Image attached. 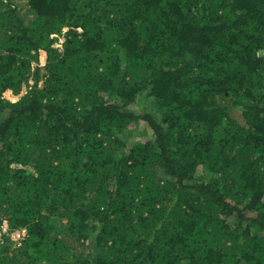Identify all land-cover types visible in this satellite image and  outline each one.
<instances>
[{
    "label": "trees",
    "instance_id": "1",
    "mask_svg": "<svg viewBox=\"0 0 264 264\" xmlns=\"http://www.w3.org/2000/svg\"><path fill=\"white\" fill-rule=\"evenodd\" d=\"M27 4L0 0V264H264V0Z\"/></svg>",
    "mask_w": 264,
    "mask_h": 264
},
{
    "label": "rangeland",
    "instance_id": "2",
    "mask_svg": "<svg viewBox=\"0 0 264 264\" xmlns=\"http://www.w3.org/2000/svg\"><path fill=\"white\" fill-rule=\"evenodd\" d=\"M19 2H20V6H21V9H22V12H25L27 10V8H28L27 0H19ZM30 18H32V17L29 14L26 19L29 20ZM149 106H150V102H145L139 107L137 105L136 108H138V110H140V107L149 108ZM229 113H230L231 116H233L234 118H236L240 122H242V123L244 122L242 114L237 109L230 108ZM137 128H138V131H140L141 134H145V132L147 131L146 124L143 121L139 122Z\"/></svg>",
    "mask_w": 264,
    "mask_h": 264
},
{
    "label": "built area",
    "instance_id": "3",
    "mask_svg": "<svg viewBox=\"0 0 264 264\" xmlns=\"http://www.w3.org/2000/svg\"><path fill=\"white\" fill-rule=\"evenodd\" d=\"M260 55H264V50L259 52ZM27 231L25 228L14 230L10 233V238L17 241L25 237Z\"/></svg>",
    "mask_w": 264,
    "mask_h": 264
}]
</instances>
